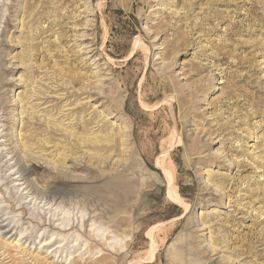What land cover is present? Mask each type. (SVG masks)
I'll return each mask as SVG.
<instances>
[{"label":"rangeland","instance_id":"374dc122","mask_svg":"<svg viewBox=\"0 0 264 264\" xmlns=\"http://www.w3.org/2000/svg\"><path fill=\"white\" fill-rule=\"evenodd\" d=\"M0 264H264V0H0Z\"/></svg>","mask_w":264,"mask_h":264},{"label":"bare ground","instance_id":"6f19581e","mask_svg":"<svg viewBox=\"0 0 264 264\" xmlns=\"http://www.w3.org/2000/svg\"><path fill=\"white\" fill-rule=\"evenodd\" d=\"M102 53V52H101ZM145 53V52H144ZM168 97V96H167ZM169 99V98H168ZM173 133H175V132H173ZM173 133H171V143H172V141H174L175 140V138H176V133H175V135L173 134ZM166 154V153H165ZM18 160V159H17ZM19 165H20V163H19ZM23 168H25V167H23ZM21 170V169H20ZM20 172V171H19ZM23 172V171H22ZM24 173V172H23ZM23 173H20V174H23ZM23 177H25V176H23ZM23 185V184H22ZM31 190V189H30ZM53 201V200H52ZM153 231V230H152ZM158 231V230H157ZM152 233V232H151ZM153 241V240H152Z\"/></svg>","mask_w":264,"mask_h":264}]
</instances>
